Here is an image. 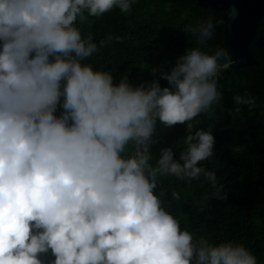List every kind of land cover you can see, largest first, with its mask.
Returning <instances> with one entry per match:
<instances>
[{"label":"clouds","instance_id":"obj_1","mask_svg":"<svg viewBox=\"0 0 264 264\" xmlns=\"http://www.w3.org/2000/svg\"><path fill=\"white\" fill-rule=\"evenodd\" d=\"M132 4L0 0V264H257L242 243L194 242L155 191L164 176L216 184L200 164L214 135L191 123L220 100L216 78L229 67L228 50H202L213 18L188 28L198 46L151 81H116L85 62L98 46L78 21ZM235 99L236 112L255 104ZM158 122H188L186 147L178 158L163 147L153 163Z\"/></svg>","mask_w":264,"mask_h":264},{"label":"trees","instance_id":"obj_2","mask_svg":"<svg viewBox=\"0 0 264 264\" xmlns=\"http://www.w3.org/2000/svg\"><path fill=\"white\" fill-rule=\"evenodd\" d=\"M196 2L133 0L129 13L114 7L99 17L78 21L82 34L91 35L98 46L85 62L111 71L116 81L125 76L133 84L151 81L158 78L153 68L168 70L186 48L198 46L188 28L209 16L214 21V35L202 50H228V21ZM116 36L121 39L117 41ZM100 41H104L102 47ZM253 51L259 64L241 67L228 50L230 60L221 63L227 62L229 67L221 68L216 78L220 100L191 122L195 130H210L214 135L213 155L200 164L215 172V186L203 174L183 180L164 176L158 179L155 191L163 192V206L179 219L182 229L192 232L194 242L242 243L257 257V264H264V47L255 46ZM237 96L252 97L255 104H241L236 112ZM187 123L171 127L157 123L150 144L153 163L163 147H171L178 158L186 147ZM126 147L129 153L133 150L131 144ZM173 192L177 193L175 199Z\"/></svg>","mask_w":264,"mask_h":264},{"label":"water","instance_id":"obj_3","mask_svg":"<svg viewBox=\"0 0 264 264\" xmlns=\"http://www.w3.org/2000/svg\"><path fill=\"white\" fill-rule=\"evenodd\" d=\"M196 4L228 21L225 46L231 51L236 65L259 64L253 49L264 47V35L261 34L264 0H197Z\"/></svg>","mask_w":264,"mask_h":264}]
</instances>
